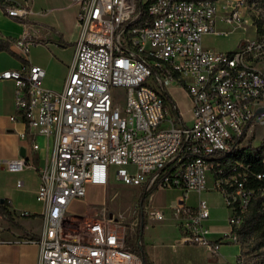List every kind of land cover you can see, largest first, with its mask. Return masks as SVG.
<instances>
[{"label":"built area","instance_id":"built-area-1","mask_svg":"<svg viewBox=\"0 0 264 264\" xmlns=\"http://www.w3.org/2000/svg\"><path fill=\"white\" fill-rule=\"evenodd\" d=\"M71 1L78 8L80 37L64 88L46 87L45 67L29 59L0 74L15 82L18 115L11 119L19 117L29 129L21 138L31 137L38 150L44 137L47 150L37 192L47 207L46 228L39 238L16 242L38 244L40 264H144L114 217L90 219L78 229L69 226L70 205L84 198L90 185H107L114 168L122 183L145 190L178 188L185 199L190 191L204 192L212 175L214 188L233 210L229 241L240 242L235 228L253 191L242 175L224 177L220 169L215 178L212 157L264 125V72L258 67L264 35L233 51L207 47L204 38L252 25L263 17L259 0ZM30 12L25 4L7 7L8 15L19 19ZM218 20L228 28L218 29ZM34 43L24 35L14 45L27 57ZM172 86L191 100L190 123L173 105L175 116L168 118ZM27 163L19 156L3 165L21 172ZM172 209L178 217H190L182 225L185 242L219 254L226 241H211L205 234L206 199L200 198L196 210L179 201ZM154 217L162 220L165 213L157 210Z\"/></svg>","mask_w":264,"mask_h":264},{"label":"crops","instance_id":"crops-1","mask_svg":"<svg viewBox=\"0 0 264 264\" xmlns=\"http://www.w3.org/2000/svg\"><path fill=\"white\" fill-rule=\"evenodd\" d=\"M13 6L25 4L31 12L25 19L9 16L6 9L0 5V38L11 39V51H0V74L8 69L19 68L26 59L32 63L42 65L47 71L45 86L53 90H62L75 60L76 48L80 37V28L77 23L78 8L71 0H7ZM146 3L150 0H139ZM57 13H54V12ZM52 13V14H51ZM217 21V28H220ZM78 29V32L76 31ZM26 35L35 43L27 57L20 54L15 47V40ZM215 35L216 34H207ZM244 38H241L238 46ZM72 44L73 59L70 62L64 58V50ZM206 45V44H205ZM207 46V45H206ZM173 87L183 92L186 107H182V100L172 94ZM169 90L171 103L178 111L181 119L190 123L191 100L186 91L178 86ZM15 82L0 79V203L5 201V207L10 215L0 212V248L4 249L3 264H40L41 250L38 244L17 243L18 239L25 237L39 238L46 228L45 203L37 200V192L41 182L38 168L47 157L45 138L39 137L40 148H33L31 137L22 139L20 134L28 131L27 124L19 117L15 120L11 116L18 115L14 103ZM22 148H25L27 165L21 172H11L4 167L7 160L17 158ZM18 183H21L19 186ZM198 195L195 202L184 203L191 210H196L200 198H210L206 192ZM149 196V201L152 199ZM188 198V197H187ZM186 198V200H187ZM146 207V206H145ZM228 207V206H227ZM210 217L204 221L205 234L211 241L223 239L224 244L220 252L213 255L207 245L185 242L183 238L160 239L154 244L143 240L142 245L150 264H238L241 257V243L230 242L229 234L232 229L229 220L233 210L229 208L228 214H219L216 208L210 207ZM146 209V208H145ZM70 212V211H69ZM180 218V217H179ZM178 227L190 220L182 215ZM158 220V219H157ZM143 226V234L145 232ZM183 233V232H182Z\"/></svg>","mask_w":264,"mask_h":264},{"label":"rangeland","instance_id":"rangeland-1","mask_svg":"<svg viewBox=\"0 0 264 264\" xmlns=\"http://www.w3.org/2000/svg\"><path fill=\"white\" fill-rule=\"evenodd\" d=\"M14 5V4H13ZM262 6V7H261ZM260 6V12L264 18V6ZM54 13H57L56 11ZM52 14V13H51ZM245 24V23H244ZM246 28L236 26L228 36L224 35H208L204 38V43L207 47H211L218 51H233L240 44L244 43L246 39H258L259 35L256 31V26L253 23H246ZM220 28L225 27V24L219 22ZM228 27V26H226ZM231 28V27H230ZM78 32V29L76 30ZM75 47L68 44L63 52L64 58L70 62L73 59V51ZM258 67L264 72V56L260 59ZM118 93H123V90H117ZM173 95L182 100V107H186L184 102L183 92L173 87L171 90ZM168 118L171 119L175 116L172 104L168 107ZM264 140V125L258 126L253 131L248 140H244L243 144H251L259 146ZM115 168L112 170L110 182L105 186L90 185L87 194L82 199L75 200L69 208L70 216L68 218L69 226L75 229L81 228L87 220L102 219L103 216H112L116 222L123 225L126 233L129 236V244L131 247L136 248L139 245V230L142 225V220L146 223L145 232L142 235L143 240L148 244H154L160 239H175L181 238L183 229L178 227L182 216H177L172 205L175 201L182 204L195 202L198 195L193 191L188 193L187 200L184 197L183 191L178 188L171 189H156L153 193L152 199L149 197L144 202L143 209L141 208L140 197L145 188L133 186L130 184L122 183L116 178ZM214 179L212 175L207 178L206 192L211 197L206 200L210 207H215L219 214L227 215L229 208L227 207L226 200L223 193L214 188ZM205 192V191H204ZM182 201V203H181ZM146 206V207H145ZM146 208V209H145ZM157 210L164 211L165 217L162 220H157L154 213ZM257 240L253 236L240 237L242 246L241 261L247 264H261L264 262V248L257 247ZM4 249L0 248V264H3Z\"/></svg>","mask_w":264,"mask_h":264},{"label":"trees","instance_id":"trees-1","mask_svg":"<svg viewBox=\"0 0 264 264\" xmlns=\"http://www.w3.org/2000/svg\"><path fill=\"white\" fill-rule=\"evenodd\" d=\"M29 1V0H26ZM259 5L264 6V0H259ZM0 5L5 9L8 5H12L7 0H0ZM146 7V5H145ZM262 7V6H261ZM256 31L259 37L264 35V18H257L254 20ZM11 39L0 38V51H11ZM213 161V173L215 178H219L221 175L229 177L237 174L242 175L244 186L252 190L251 199L246 210L241 213V224L235 228L240 237L253 236L258 242V248H264V140L259 146H253L251 144L244 145L237 142L231 149L221 151L212 157ZM223 170L220 175L219 170ZM258 175H262V178H258ZM156 191V188L152 190L144 191L140 197L141 208L143 209L144 202ZM6 202V201H5ZM5 202L0 203V212L5 215H10L9 210L5 207ZM145 222L142 220V225L139 230V236L142 238L143 226ZM219 239L217 241H220ZM144 261V264H150L146 253L144 252L142 243L138 247L133 248ZM238 264H247L239 259Z\"/></svg>","mask_w":264,"mask_h":264},{"label":"water","instance_id":"water-1","mask_svg":"<svg viewBox=\"0 0 264 264\" xmlns=\"http://www.w3.org/2000/svg\"><path fill=\"white\" fill-rule=\"evenodd\" d=\"M20 155L23 156V157H26V151H25V148H22L21 151H20ZM1 202H3V200H1ZM182 203V201H181Z\"/></svg>","mask_w":264,"mask_h":264}]
</instances>
